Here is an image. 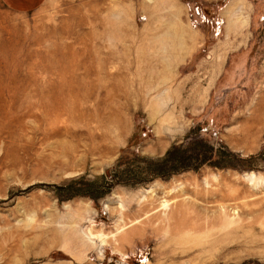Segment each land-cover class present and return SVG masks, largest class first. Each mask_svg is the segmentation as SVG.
<instances>
[{"label": "rangeland", "instance_id": "1", "mask_svg": "<svg viewBox=\"0 0 264 264\" xmlns=\"http://www.w3.org/2000/svg\"><path fill=\"white\" fill-rule=\"evenodd\" d=\"M228 1L0 2V264H264V0Z\"/></svg>", "mask_w": 264, "mask_h": 264}, {"label": "crops", "instance_id": "2", "mask_svg": "<svg viewBox=\"0 0 264 264\" xmlns=\"http://www.w3.org/2000/svg\"><path fill=\"white\" fill-rule=\"evenodd\" d=\"M48 0H0L3 6L15 13H26L38 10L41 6H43ZM229 2V1H228ZM242 4L244 5L246 0H241ZM227 7V8H226ZM221 9L227 10L228 13L233 16V20L237 19L239 15H232V12L228 8V3L224 5ZM240 13V12H239ZM264 19V17H263ZM231 26V25H229ZM220 31V27L217 26V32ZM232 74L230 73L229 79L231 78Z\"/></svg>", "mask_w": 264, "mask_h": 264}, {"label": "bare ground", "instance_id": "3", "mask_svg": "<svg viewBox=\"0 0 264 264\" xmlns=\"http://www.w3.org/2000/svg\"><path fill=\"white\" fill-rule=\"evenodd\" d=\"M242 2L241 0H229L228 8L232 12V15H238L239 12H242ZM253 174V173H251ZM150 190V189H149ZM164 203V201H163Z\"/></svg>", "mask_w": 264, "mask_h": 264}, {"label": "built area", "instance_id": "4", "mask_svg": "<svg viewBox=\"0 0 264 264\" xmlns=\"http://www.w3.org/2000/svg\"><path fill=\"white\" fill-rule=\"evenodd\" d=\"M194 13L198 16H200L201 18H203L205 20V15L203 14L202 10L199 8V6H194L193 7Z\"/></svg>", "mask_w": 264, "mask_h": 264}, {"label": "trees", "instance_id": "5", "mask_svg": "<svg viewBox=\"0 0 264 264\" xmlns=\"http://www.w3.org/2000/svg\"><path fill=\"white\" fill-rule=\"evenodd\" d=\"M172 149H174V148H172ZM172 149H170L168 152H172Z\"/></svg>", "mask_w": 264, "mask_h": 264}]
</instances>
